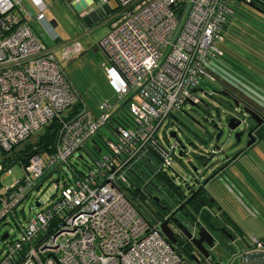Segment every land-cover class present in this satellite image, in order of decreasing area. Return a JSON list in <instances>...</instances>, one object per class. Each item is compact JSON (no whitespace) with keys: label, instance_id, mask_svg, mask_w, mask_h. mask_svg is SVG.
I'll return each instance as SVG.
<instances>
[{"label":"built area","instance_id":"obj_1","mask_svg":"<svg viewBox=\"0 0 264 264\" xmlns=\"http://www.w3.org/2000/svg\"><path fill=\"white\" fill-rule=\"evenodd\" d=\"M21 1L0 0V150L25 143L54 118L60 123L54 147L45 151L37 145L22 163L23 176L0 189V222L14 213L11 219H17L20 202L45 172L69 165L70 156L111 122L124 96H130L131 123L114 124L113 136L105 135L92 166L51 202L41 205L36 200L40 207L25 223H16L17 236L0 252V264H188L160 232L159 222L137 211L123 186L130 184L128 171L143 165L149 151L156 154L158 167L178 174L177 143L163 145L156 133L171 112L198 100L194 87L213 78L205 62L220 52L216 41L222 38L221 26L234 0H115L109 31L98 45L117 98L103 99L97 114L82 100L64 67L79 52L78 41L62 42L56 55L55 46H49L32 23L37 20L57 37L45 15V1L30 0L35 13ZM63 1L77 12L83 8L82 0ZM167 132L168 126L165 136ZM253 250L264 251V235L250 237L227 261L206 258L205 263H241Z\"/></svg>","mask_w":264,"mask_h":264},{"label":"trees","instance_id":"obj_2","mask_svg":"<svg viewBox=\"0 0 264 264\" xmlns=\"http://www.w3.org/2000/svg\"><path fill=\"white\" fill-rule=\"evenodd\" d=\"M231 7V12L226 15L221 26L222 38L216 41V45L220 52L210 56L205 62L206 69L210 71V75L213 78L203 79L200 84L201 86H205L208 81L213 80L222 90L210 94L212 99L208 101L209 104L206 103L205 99L204 103L206 105H215L219 108L228 107L229 104L233 105L234 100L231 99L228 94H224L226 90L234 92L238 99L242 98L244 101L248 100L258 106L264 107V0H234ZM249 71H252L254 75L250 74ZM70 80L72 79L70 78ZM249 88L252 92L251 96L248 94ZM80 96L95 114L99 112V107L98 111H94L84 100L81 93ZM101 101H99V103ZM79 104L81 103L77 101L76 106L78 107ZM126 105L127 103L123 102L118 104L116 108L117 111L111 116V122L104 125L108 130H111V132L116 123H131V114L125 108ZM195 120H198V118L194 117L193 121ZM59 123L60 118H54L45 126L44 132L39 135L36 143L27 140L24 143V147L20 149L18 148L15 151L14 149L7 151L10 152L9 155H6L5 158H0L3 166L0 168V172L4 168H9L11 162L15 160L19 161L21 164L25 162L26 158L35 151L37 145L40 147L38 150H51L55 145ZM191 131L197 140L207 144L206 142H208L209 138L208 135L203 137L202 134L197 133L195 130L191 129ZM211 133L209 134L211 135ZM105 135L106 131L103 130L102 126L96 132L95 136L87 142L88 147L85 146L87 143L84 144L83 148H86V151L91 156V161L88 164L84 163L83 169L73 167V165L69 163L74 178L80 177L92 166L95 156L104 145ZM258 142L260 148L257 149V155L260 158L261 163L256 170L262 171L264 175V133L259 136ZM7 152L0 150V155H5ZM78 156H81V154L79 153ZM201 158L204 159L205 155H201L199 159ZM141 161L143 169L140 164L135 168L132 167L127 173L128 178L130 179V184L124 185L123 187L126 194L133 202V205L137 208V211L146 218H149L150 221L157 223L160 221L157 215V208L154 205L153 198L147 192L148 187H145L146 184L153 183V177H156L165 187V191H162L161 196L159 197H166V200H168L169 197H173L175 198L176 203L184 197V195H180L179 193L183 191L182 187L188 185L184 183L182 178L179 179V184L176 181H172L167 171L158 167L157 163L159 160L155 153L149 151L143 156ZM241 161H243L242 164H246L244 159L241 158ZM247 169L246 166L243 167L241 178L232 177L229 172H226L227 174L223 173L220 177L214 178L213 180L211 179L198 190V199L196 201L194 199L188 200V204L192 206V210H189V207L185 205L184 207L176 209L175 215L178 211L182 213V216L190 213V217L188 218L190 224H197V222H199L200 224L205 225L213 218H218L221 219L223 223H228L232 233L228 235L226 242L220 243V246H218H224L227 250H233L232 247L234 245V240L233 242L231 241V236L238 241L240 240V245L238 243L239 247L241 245L244 246L243 242L248 241L252 236L263 237L264 233L259 236L247 235V231L241 225V222L244 220L241 213L242 210L245 208L249 211L252 208L248 201V204L244 203V200L242 199L244 191L239 186L242 185L243 187L248 188L246 185L248 180ZM138 173H144L145 179L142 180V177ZM167 180L169 183L166 182ZM262 180H264V178ZM182 181L183 184H181ZM144 182H146V184H144ZM233 183L237 188L233 186ZM175 190H178L179 192ZM211 197L215 203L217 202V204L220 205V208L213 210L212 207L204 206L206 202H210ZM254 197L261 201L260 197L264 198V195L254 194ZM210 204L212 205L213 203L210 202ZM254 208L258 209L256 205ZM259 210L260 212H263L260 208ZM16 213L18 214V209L16 210ZM11 217L15 218V213L12 214ZM175 247L182 255L185 254L186 256H190L189 250L184 246L179 245ZM184 258L186 259L185 256ZM208 260L214 261L219 259L215 257L213 252H210Z\"/></svg>","mask_w":264,"mask_h":264},{"label":"rangeland","instance_id":"obj_3","mask_svg":"<svg viewBox=\"0 0 264 264\" xmlns=\"http://www.w3.org/2000/svg\"><path fill=\"white\" fill-rule=\"evenodd\" d=\"M44 1L46 3L44 12L46 17L48 18V21L53 18L56 22V24L54 25V31L56 36H59L61 38V41H58L59 44H56V42L54 41V37H52V35L46 30V28L43 27L37 20L32 19V23L41 33V36L46 41V43L49 46H55L54 52L58 56L60 55V49L64 45V43L62 42L71 38L78 41L80 45L79 52H77V55L72 60L65 61L64 67L77 86L84 100L93 108L94 111H98L99 101H101L102 99L115 100L117 98L112 86H110L107 81L105 70L102 65L103 61L106 59V55L99 46L97 47V49H93L94 46H97V42L109 31V29H106V21H103L104 17H106L107 14L101 13L100 15H98V13L101 12L100 5H107L110 9L114 6L115 0H109L107 3H103L100 0H94L92 9H89L86 12V14H90V11H94V16H98L94 21L89 20V14L87 17V15L85 16L84 12H77L72 6L67 5L63 0ZM23 3H26L33 13L36 12V9L30 3V0H22L20 5ZM180 25L181 22L179 26ZM249 73L253 74L252 71H249ZM251 93V89L249 88L248 94L250 96L252 95ZM199 94L205 100L210 101L212 99L211 95H208L204 92L199 91ZM129 97L130 96L122 97L119 100L118 104H121L127 98L129 99ZM125 103H127L128 105V100ZM118 104L114 107L113 114L115 113V111H117L116 108ZM127 105L125 106V108L129 111ZM183 110L186 112L195 113V111H199L200 108L199 106H197V104L186 102L183 105ZM167 126H169L168 120L164 122V124L156 133L159 142L163 145H167V141L172 143L175 140V138L170 136L169 134L168 136L164 135L165 128ZM169 127V131L172 129L176 130L178 132V136L183 139L186 144L185 153L182 155L179 154V149L176 148L177 158L174 161V169L178 174H176L173 169H169L167 171L170 175L175 176L177 180L181 178H189L190 171H193V166H202V163L200 162L201 160L195 158L194 152L202 151L201 154L203 153L206 156L209 167H211L212 164H215L221 159V150L215 151L212 154L211 149L213 147L208 146L196 139L193 142L198 145L194 147V144L187 143L185 137L189 135L186 131L182 133L180 132L179 127L173 125H170ZM103 130L106 131L107 137L113 136L111 130H108L105 126H103ZM234 139V132L226 127L219 140H215L214 142H218V147L220 146V148L226 150L228 149V146L233 143ZM244 140L245 135L241 137L240 143H243ZM87 145L88 143L85 146ZM215 149L217 150L218 148L215 147ZM79 153L81 154V156H78ZM90 161L91 156L86 151V148H81L78 153L70 156L69 158V162L73 165V167H77L78 169H83L84 163L88 164ZM0 164V168H2L3 166L1 161ZM140 166L143 169V165ZM48 171L49 170L45 172V175ZM23 174L24 169L22 164L17 160L11 162L9 168H4L0 172V189L4 186L10 185L16 179L23 176ZM56 178H59L57 182L55 181ZM73 181L74 176L72 168L68 164L64 163L57 171H53L52 174L45 176L41 180L39 186L33 187L29 195H27L26 198L20 202L18 206L19 216L17 217V219H11V217L8 216L6 221H2L0 223V252L3 250L10 238H14L17 236L18 227L16 223H25L28 215L34 214V212L40 207L35 205L36 200H39L41 202V205L46 202H51L53 200V197L56 196V194H59V192L65 185H70L73 183ZM153 182L157 187H162V183L156 177H153ZM234 185L235 184L233 183V186ZM246 185L248 186V184ZM239 186L244 191V196L242 197L244 203L248 204L249 202L251 205H256L258 207V209L252 207L254 210L251 209L249 211H247L248 209L246 210L245 208L242 210L241 213L244 217V220L241 222V225L247 231V235L259 236L264 233V198L260 197L261 201H259L254 197V194H256V192H253L252 194L250 189L243 187L242 185ZM153 188L155 187L153 186ZM245 204L244 206L246 207ZM259 208L263 212H260ZM21 209H23V213L21 212ZM190 228L193 230L194 234H197L198 227L192 228L190 226ZM4 232H8L10 234L7 239H1V236ZM236 240L237 239L234 238V242ZM238 243L240 244V240L238 241ZM238 243H234V250H238ZM212 252L215 257H217V259L227 261L232 250H227L224 246H221L213 247Z\"/></svg>","mask_w":264,"mask_h":264},{"label":"flooded vegetation","instance_id":"obj_4","mask_svg":"<svg viewBox=\"0 0 264 264\" xmlns=\"http://www.w3.org/2000/svg\"><path fill=\"white\" fill-rule=\"evenodd\" d=\"M98 46L99 45L97 42V47ZM198 87H202L203 90L194 91L195 95L198 97V100L195 101L194 104H197L200 110L195 111V113L184 111L183 105L186 103L185 102L179 109L174 110L173 112L170 113L168 123H169V126L173 125V126L179 127V130L182 133L186 131L189 135L185 137L188 143H195L193 141L196 139L195 135L192 134L191 129L195 130L199 134H202L203 137L208 135L209 138H208V142H206L207 143L206 145L213 147L211 149L212 154L215 151L221 150L222 152L221 159L211 167H205V165H204L205 168L194 166L195 170L190 175H195V179L194 180L192 179L190 184H188V181H186L187 178L182 179V180H185L188 186H183L182 187L183 191L181 192H179L178 190H175V191H178L180 195H184V197H182L181 200L178 201L177 203L175 201V198L173 197L172 198L169 197L168 200L165 199L166 197L165 198L160 197L161 199H159V202L153 199L154 205L157 208V215H158L159 220L162 221L164 219H167L168 226L173 230L174 237L176 238L174 245L175 246L182 245L189 250L190 256H186L185 254H183L186 257L188 264H198V262H196V260L194 259V255L196 256L195 258H197L198 261L202 262L203 264H206L205 263L206 258L208 257L204 255V252H205L204 250L203 251L199 250L193 244V242L177 226V224L170 218V216H171V213L175 209L184 207L185 205L189 207V210H192V206L188 204V200L194 199L196 201L198 199L197 193H198V190L200 189L199 185L204 177L208 176L209 174H212L213 176L210 178V180L211 179L213 180L216 172L218 173L229 172L232 177L241 178L242 173H243L242 169L243 167L246 166L248 168L247 169V175H248V180H247L248 186L247 187L251 190L252 193L256 192V194H264V187H263L264 180H262L264 178V175L262 171L256 170L258 165H260L261 163V160L257 155V149L260 148L258 138L262 133H264L263 132L264 107L258 106L257 104L251 101H248V100L244 101L242 98L238 99L234 92L226 91V90L224 94H228L229 97L234 100L233 105L229 104L228 107H222V108H219L215 105H206L204 103V99L199 94V91L210 95V94H213V92H217L222 89L219 86H217L213 80L208 81L205 86L200 85ZM187 102L189 103V101ZM206 103L209 104L208 100H206ZM254 113H257L259 116H257ZM176 115L178 117H175ZM231 116H235L237 119H240L241 123L239 126L235 127L234 129H230V130H232L234 133L235 131L242 130L240 137H243V135H245V140L243 141V143H240L241 138L239 141H236L234 139L233 143H231V145L228 146V149L224 150L223 148H220V146L218 147L217 145L218 142H214L215 140H219V139H216L213 136H216L218 129H222V134H223V131L227 127L226 123L228 122V119ZM194 117H197L199 121L198 120L193 121ZM257 120H261V122L257 124ZM214 123L218 125H214ZM169 126H168V131L170 128ZM249 131L251 132L253 136L256 137V139L248 146H245V143L247 142L248 137H249L248 135ZM209 133H211V135ZM168 134L169 133L167 132V136ZM17 146L13 148L14 151L16 150ZM24 146L25 144H23L20 148ZM215 147H217L218 149L216 150ZM176 148H178L180 151V145L178 143L176 144L175 150ZM200 152L201 151L194 153L195 158L200 157ZM9 153L10 152H7L5 155H9ZM184 153H185V148L182 150L181 154L179 152L180 155ZM176 158H177V154H176V157H174V161ZM241 158L244 159V162L246 164L244 163L242 164L243 161H241ZM200 160H201L200 162L202 163L203 159L201 158ZM0 167H1V164H0ZM198 175L203 176V177H200V181H198L197 179ZM140 176L142 177V180L145 179L144 173H140ZM170 179H172V181H176L177 183L180 182L175 177L174 178L172 177ZM166 182L169 183L168 180ZM181 184H183V181L181 182ZM153 186L155 188H153ZM145 187H148L147 192L149 193L151 197L152 195L161 196V192L165 191L164 184H162V187H157L153 182L151 184L147 183ZM234 187L237 188L236 186ZM210 202H212L213 204L211 205ZM210 202H206L204 206L212 207L213 210H216V208H220V205L217 204V202L215 203L212 197L210 198ZM249 205L251 207H254L251 204ZM176 217L181 222L186 224L189 228L190 226L194 228L200 225L199 222H197V224H190L188 220V218L190 217V213H187L185 216H182V213L178 211L176 214ZM205 226L208 229V231L211 233V235L213 236V240H214L213 246H209L207 245V243L204 242V245L207 247L209 254H210V252H212L213 247H218L220 246V243L226 242L228 235H230V233L232 232H231V229L228 223L226 222L223 223L222 220L218 218H213L208 224H205ZM193 235H194V232H193Z\"/></svg>","mask_w":264,"mask_h":264},{"label":"water","instance_id":"obj_5","mask_svg":"<svg viewBox=\"0 0 264 264\" xmlns=\"http://www.w3.org/2000/svg\"><path fill=\"white\" fill-rule=\"evenodd\" d=\"M50 22L55 25L56 22L55 20L52 18L50 19ZM73 39V38H71ZM71 39H68V40H65V41H69ZM54 41L55 42H58V41H61V38L59 36L55 37L54 38ZM94 50L97 49V46H95L93 48ZM193 91H197V90H203L202 87H194L192 89ZM128 100V98L123 102L125 103L126 101ZM190 103L194 104V102L190 101ZM73 105H70L69 107H67L64 111H63V115H67V113L72 109ZM246 109V107H245ZM256 114L257 116H259L257 113H254ZM178 117V116H176ZM264 117V116H263ZM261 122V120H257V124H259ZM241 123V120L240 119H237L235 116H231L229 117L228 119V122L226 123L227 127L229 129H234L235 127L239 126ZM214 125H218L216 123H214ZM44 128L45 127H41L40 129H38L37 131H35L33 134H31L29 137H28V141L32 142V143H36L37 140H38V137L40 134H42L44 132ZM169 135L174 137L175 138V142H177L179 145H180V154L182 153V150L184 148H186V144L185 142L183 141V139H181L178 134H177V131L172 129L170 130L169 132ZM242 133V130H238V131H235L234 133V136H235V140L236 141H239L240 140V135ZM222 134V129H218L217 133H216V136L215 138L216 139H219V137L221 136ZM249 137H248V140L247 142L245 143V146H248L249 144H251L255 139L256 137L253 136L251 134V132L249 131L248 133ZM188 143V142H187ZM24 143L21 142L20 144H18L17 148H20ZM191 144H194V147H196L198 144L196 143H191ZM205 144V143H204ZM202 152V151H201ZM200 152V156L201 155H204L203 153L201 154ZM195 153V152H194ZM6 155H0V158H5ZM199 158V157H198ZM196 158V159H198ZM202 167H209V164L207 163V159H206V156L205 158L202 160ZM214 164H212L213 166ZM198 167V166H197ZM204 167V168H205ZM219 169V168H218ZM58 169L57 168H53L52 170H50L45 176H48L49 174H51L53 171H57ZM195 170V167L193 166V171L191 170L190 171V174L193 173ZM226 173V172H225ZM139 174V173H138ZM221 174L223 173H218L216 172V174L214 175V178H217V177H220ZM227 174V173H226ZM140 175V174H139ZM43 176V178L45 177ZM194 176V177H192ZM213 175L212 174H209L208 176L204 177L203 180L200 182V185H199V188H201L202 186H204L209 180L210 178L212 177ZM200 177H203V176H200L198 175L197 179L198 181H200ZM42 178V179H43ZM41 179V180H42ZM59 178H56L55 181L57 182ZM194 180L195 179V175H190L189 178H187L186 181H188V184L191 183V180ZM40 180V182H41ZM39 182V183H40ZM185 182V180H184ZM186 183V182H185ZM146 184V183H145ZM187 184V185H188ZM39 186L36 185V187ZM152 198L155 200V201H158L159 202V195H152ZM35 205L37 206L38 205V202L35 203ZM164 207V206H162ZM175 211L176 209L171 213V216L170 218L177 224V226L186 234V236L193 242V244L199 249V250H204V255L208 257L209 255V251L207 249V247L204 245V242L207 243V245L209 246H213L214 245V240H213V236L211 235V233L208 231V229L206 228V226L204 224H200L198 226V229H197V235H193V231L186 225L184 224L183 222H181L175 215ZM158 228L160 230V232H162L166 239L168 241H170L171 245L173 246L174 245V242L176 241V238L174 237V233H173V230L168 226L167 224V219H164L162 221H159V224H158ZM8 237V232H4L3 235L1 236V239L2 238H6ZM231 241L234 240L233 236L230 237ZM194 255V254H193ZM196 256L194 255V259L196 260V262H198V264H203L202 262H199L197 258H195ZM235 264H264V251L263 250H253V251H249L246 253V260L244 262H241V263H235Z\"/></svg>","mask_w":264,"mask_h":264},{"label":"crops","instance_id":"obj_6","mask_svg":"<svg viewBox=\"0 0 264 264\" xmlns=\"http://www.w3.org/2000/svg\"><path fill=\"white\" fill-rule=\"evenodd\" d=\"M95 1H98V0H95ZM89 2H91V4L89 5V6H87L86 4L87 3H89ZM93 2H94V0H82L81 2H80V4L83 6V8H82V10L80 11V12H84L85 13V16L87 15V17H88V14H86V12L89 10V9H92V8H90V7H92V4H93ZM115 5V4H114ZM100 10H101V12H99L98 13V15H100L101 13H103V14H107V16H106V18L103 20V21H106V24H107V30L110 28V25H111V16H112V10L111 9H109L108 8V6L107 5H100ZM109 14V15H108ZM98 16H94V11L92 10V11H90V14H89V20H95L96 18H97ZM53 25V24H52ZM54 26V25H53ZM106 30V31H107ZM67 72V71H66ZM68 74V73H67ZM68 76H69V74H68ZM70 77V76H69ZM71 78V77H70ZM108 81V80H107ZM109 83V82H108ZM110 85V84H109ZM21 212H23V209H21ZM249 240H250V238H249ZM249 240L248 241H244L243 243H244V245L245 244H248V242H249ZM234 243H238V240H236ZM240 245V244H239ZM241 246H243V245H241ZM240 246V247H241ZM239 247V248H240ZM232 248H234V247H232ZM238 248V249H239ZM234 250V249H233Z\"/></svg>","mask_w":264,"mask_h":264}]
</instances>
